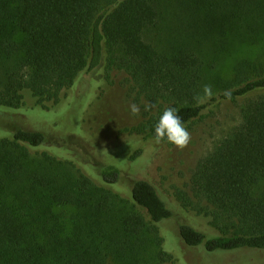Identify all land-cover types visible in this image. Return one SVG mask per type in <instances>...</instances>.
Masks as SVG:
<instances>
[{
  "label": "trees",
  "instance_id": "16d2710c",
  "mask_svg": "<svg viewBox=\"0 0 264 264\" xmlns=\"http://www.w3.org/2000/svg\"><path fill=\"white\" fill-rule=\"evenodd\" d=\"M165 25L173 36L156 41ZM228 28L257 49L224 79L211 74L203 44L215 46ZM115 66L155 105L120 131L141 142L154 140L166 107L187 126L219 101L242 100L241 123L194 167L191 197L174 194L186 219L202 215L217 234L187 222L178 234L202 256L223 252L210 258L264 251V0H0V112L30 97L29 108H73L81 126L73 115L86 111L88 94L74 102L68 93L81 90L86 72ZM204 85L212 96L197 104ZM45 133L17 128L0 138V264H176L157 225L172 212L155 188L75 159Z\"/></svg>",
  "mask_w": 264,
  "mask_h": 264
},
{
  "label": "rangeland",
  "instance_id": "374dc122",
  "mask_svg": "<svg viewBox=\"0 0 264 264\" xmlns=\"http://www.w3.org/2000/svg\"><path fill=\"white\" fill-rule=\"evenodd\" d=\"M165 26L154 29L152 35L156 41L167 42V39L173 36V31ZM217 36L218 33L215 34V39ZM212 40L214 39H211L210 44L204 41L205 55L211 60V74L224 79L231 75L232 64L236 59L241 55H251L257 49L251 42H248V45L241 44V37L234 38L229 28L215 42V46L212 45ZM260 40L256 39V44ZM91 82H94V85H91ZM80 86L83 89L75 88L67 97L70 94L75 102V98L80 94H88L86 111L81 115H73L74 119L81 121V126H77V122L73 124L70 120L69 115L73 108L58 111L29 108L32 99L27 97V107L8 109L10 113L0 112V138L12 136L17 128L44 133L48 131V140L70 148L75 159L81 158L83 162L101 166L114 165L129 183L137 178L148 181L172 212L170 218L161 220L157 225L164 239L163 247L173 255L176 264H264V251H252L246 255L234 252L210 258L211 254L222 252L215 251L204 252L205 255L202 256L199 248L184 245L178 234L179 223L185 222L192 224L207 237L217 234L208 224V219L202 215L198 216L192 212L190 215L193 218L186 219L189 214L184 217L183 208L174 194L181 192L186 197H191L190 176L194 167L200 158L241 123L239 105L242 100L219 101L212 112L185 126L191 134V140L185 149L178 150L168 142H141L140 137L120 132L142 120L147 112L144 111L147 101L132 88L128 75L119 66L111 70L99 67L86 72L81 77ZM132 103L140 106L139 116L130 114L129 105ZM49 122L52 123L48 130L46 125ZM136 149L139 150L138 155L129 160V155ZM201 204L204 205L203 202ZM65 215L71 216V213L66 211ZM164 222H168L166 227Z\"/></svg>",
  "mask_w": 264,
  "mask_h": 264
},
{
  "label": "clouds",
  "instance_id": "9594fccd",
  "mask_svg": "<svg viewBox=\"0 0 264 264\" xmlns=\"http://www.w3.org/2000/svg\"><path fill=\"white\" fill-rule=\"evenodd\" d=\"M212 96L210 85L203 86V96L195 97L197 104L204 103L207 98ZM225 96L230 98V94L225 92ZM155 105L150 102L144 104V111H150ZM130 114L139 116L140 106L136 103L129 105ZM154 141L160 144L165 139L168 143L175 146L178 150L185 149L191 140L190 132L185 128L182 119L179 115V109L176 107H166L163 114L160 116L154 130Z\"/></svg>",
  "mask_w": 264,
  "mask_h": 264
}]
</instances>
